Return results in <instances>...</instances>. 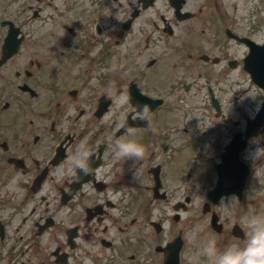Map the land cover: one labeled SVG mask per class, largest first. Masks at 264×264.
I'll return each mask as SVG.
<instances>
[{"label": "flooded vegetation", "instance_id": "af4514ba", "mask_svg": "<svg viewBox=\"0 0 264 264\" xmlns=\"http://www.w3.org/2000/svg\"><path fill=\"white\" fill-rule=\"evenodd\" d=\"M252 42L264 44V0H0L6 264H207L196 253L209 237L243 244L250 209L264 213V130L246 135L263 98L248 69L263 67L264 49L254 56ZM127 128L139 160L113 156ZM234 136L243 166L224 168ZM85 141L94 170L73 174ZM221 173L245 177L214 231L210 213L192 215L191 192L205 201L200 183ZM70 192L69 210L50 203ZM169 196L189 202L177 220L170 211L176 224L162 210L156 225L154 205Z\"/></svg>", "mask_w": 264, "mask_h": 264}, {"label": "clouds", "instance_id": "9594fccd", "mask_svg": "<svg viewBox=\"0 0 264 264\" xmlns=\"http://www.w3.org/2000/svg\"><path fill=\"white\" fill-rule=\"evenodd\" d=\"M124 100L126 101L127 97H124ZM141 111L147 113L148 106L144 105ZM126 130L128 132L127 136L113 141L114 158H134L137 160L143 158L144 145L135 137L132 128H127ZM94 155V151L88 146L87 142H82L78 151L72 157L73 167L70 171L73 174L78 171L84 176L91 174L94 170ZM253 194L254 188L246 194L247 198H251ZM234 197H221L226 208L231 207L230 200ZM250 213L248 231L243 244L239 241H232L223 247H218L216 238L209 237L197 251V257L205 258L207 264H264V213H257L255 208L250 209ZM227 218L231 220L230 215Z\"/></svg>", "mask_w": 264, "mask_h": 264}, {"label": "rangeland", "instance_id": "374dc122", "mask_svg": "<svg viewBox=\"0 0 264 264\" xmlns=\"http://www.w3.org/2000/svg\"><path fill=\"white\" fill-rule=\"evenodd\" d=\"M226 209H228V208H226Z\"/></svg>", "mask_w": 264, "mask_h": 264}]
</instances>
